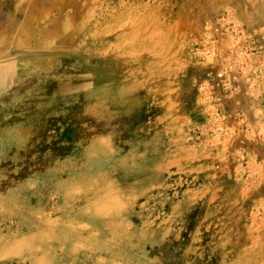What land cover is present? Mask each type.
<instances>
[{"label": "rangeland", "instance_id": "1", "mask_svg": "<svg viewBox=\"0 0 264 264\" xmlns=\"http://www.w3.org/2000/svg\"><path fill=\"white\" fill-rule=\"evenodd\" d=\"M221 17L264 46V0H0V264H264V75L199 100Z\"/></svg>", "mask_w": 264, "mask_h": 264}, {"label": "built area", "instance_id": "2", "mask_svg": "<svg viewBox=\"0 0 264 264\" xmlns=\"http://www.w3.org/2000/svg\"><path fill=\"white\" fill-rule=\"evenodd\" d=\"M242 36L227 17H221L209 28L204 43L192 51L198 62L213 64L206 78L198 83V92L199 100L208 105L215 121L225 117L230 92L242 79L250 88L264 75V46L244 43ZM215 125L221 132L220 125Z\"/></svg>", "mask_w": 264, "mask_h": 264}]
</instances>
